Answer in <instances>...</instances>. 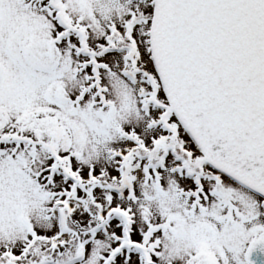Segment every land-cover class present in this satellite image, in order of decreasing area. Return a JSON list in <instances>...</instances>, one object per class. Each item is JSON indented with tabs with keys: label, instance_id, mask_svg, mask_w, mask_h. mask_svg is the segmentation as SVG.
<instances>
[{
	"label": "snow or ice",
	"instance_id": "obj_1",
	"mask_svg": "<svg viewBox=\"0 0 264 264\" xmlns=\"http://www.w3.org/2000/svg\"><path fill=\"white\" fill-rule=\"evenodd\" d=\"M0 264H264V0H0Z\"/></svg>",
	"mask_w": 264,
	"mask_h": 264
}]
</instances>
